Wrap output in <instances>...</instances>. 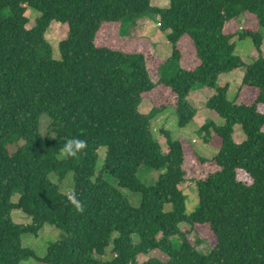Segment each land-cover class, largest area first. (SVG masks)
I'll list each match as a JSON object with an SVG mask.
<instances>
[{
  "label": "trees",
  "instance_id": "trees-1",
  "mask_svg": "<svg viewBox=\"0 0 264 264\" xmlns=\"http://www.w3.org/2000/svg\"><path fill=\"white\" fill-rule=\"evenodd\" d=\"M27 9L37 13L29 28ZM156 16L158 29L169 30L166 61L152 44L143 51V39L121 33L125 18ZM51 21L68 28L59 59L44 38ZM234 38H249L256 57L242 60ZM263 38L264 0H168L165 8L150 0H0V264L30 257L39 264H264ZM167 64L175 67L169 77L160 73ZM239 68L245 71L228 101V85L217 78ZM200 88L213 92L206 107L224 122L198 129L215 154L201 157L186 139L172 140L161 129L163 152L151 121L171 108L177 126L186 127L195 115L188 94ZM145 98L153 105L142 114ZM42 115L52 136L39 133ZM234 124L245 137L240 143L232 138ZM71 138L85 140L86 150L59 158ZM140 167L158 172L152 185L142 184ZM69 172L72 189L61 193L49 176L60 183ZM105 177L139 193L138 206ZM188 180L197 192L190 214L181 190ZM71 193L82 212L68 200ZM13 210L30 223H14ZM44 224L63 236L39 258L20 237ZM203 242L205 253L197 250ZM107 248L111 257L102 259Z\"/></svg>",
  "mask_w": 264,
  "mask_h": 264
},
{
  "label": "rangeland",
  "instance_id": "rangeland-1",
  "mask_svg": "<svg viewBox=\"0 0 264 264\" xmlns=\"http://www.w3.org/2000/svg\"><path fill=\"white\" fill-rule=\"evenodd\" d=\"M150 4L152 6L158 8H165L168 6V0H150ZM1 15L3 17L8 15V11L4 10ZM25 16L28 18V28L32 26V21L36 16L37 13L32 9H27L25 11ZM157 16L156 21L146 20L139 18H134L131 20L132 22L127 23L129 18H125L121 21L123 27L122 34L128 36L133 40H139L140 43L143 45V51L148 50L149 44H152V51L157 55V57L162 60L166 61L169 59L171 54L170 44L167 39V34L169 30L165 32H161L158 29L157 24ZM67 25L63 23H58L55 21H51L49 23L48 28L44 33L45 40L49 43L52 50V57L54 59H59V52L57 45L59 41L63 40L67 36ZM235 41V53L242 58L245 62H250L252 58L256 57V51L252 44V41L249 38L244 40L238 41L237 38H234ZM261 49L264 56V38L262 41ZM175 71L174 65L167 64L161 68L160 73L163 76L169 77L173 75ZM245 69L239 68L237 70L231 71L229 73L220 74L217 78L218 85H228V92H227V100L232 101L234 99L235 93L237 88L240 85L241 78L244 74ZM213 92L206 88L194 89L190 91L188 95L189 103L195 109V115L192 118L191 122L184 128H179L176 123V116L174 114L173 109L168 108L164 110L162 113L157 115L150 123V131L152 133L153 138L159 143L163 152L166 151V143L164 137L161 135L160 130L164 129L167 130L169 136L172 140L178 139H186L196 153L201 157L210 159L215 154V149L202 141V134L198 133V129L204 125L206 122H213L217 126H221L224 122L221 118H219L213 111L207 109L206 101L209 96H211ZM152 103L149 99L145 98L142 100L140 105L138 106V110L142 114H146L150 108L152 107ZM40 125H39V133L42 136L49 134L52 136L53 134L50 132L48 126V120L46 115H42L40 117ZM232 138L235 143H240L244 140V134L241 130L239 124L233 125V134ZM14 144L6 145V151L9 154L13 153L15 147ZM105 148L100 147L97 151L98 159L96 162L95 171L97 172L102 165L103 158H104ZM203 172L199 171L197 174L198 178L202 176ZM158 175V172L145 169L144 167H140L138 169V177L142 184L149 186L152 185ZM196 176V177H197ZM49 179L58 185L59 191L61 193H68L72 189V173L69 172L68 175L62 180L60 183L56 180L54 175H50ZM107 181H109L112 185L116 187V184L113 179L110 177H105ZM121 194L128 199L130 204L133 207H137L140 200L139 193L130 192L127 189L116 187ZM182 193L184 195V210L186 214H190L193 212L197 207V192L195 183L192 180L186 181L181 187ZM18 193H15L11 201H17ZM168 209V206H166ZM11 220L17 224H29L30 218L24 214L21 210H13L11 212ZM181 226V225H180ZM63 236V233L57 229L55 226L50 224H44L42 228L36 233H25L22 234L20 237L21 247L27 248L31 250L36 257H43L46 252L47 245L49 243L56 242L60 240ZM189 238L191 240L195 239L196 236L191 233ZM170 241L173 247H178L179 239L177 236L171 237ZM209 249L207 243L203 242L201 245L197 246V250L201 253H205ZM110 252L109 248L106 249L105 254L103 255L102 259H109ZM146 256L138 257V261L142 262L146 260ZM19 264H39V262L30 257L27 259H23L20 261Z\"/></svg>",
  "mask_w": 264,
  "mask_h": 264
},
{
  "label": "clouds",
  "instance_id": "clouds-1",
  "mask_svg": "<svg viewBox=\"0 0 264 264\" xmlns=\"http://www.w3.org/2000/svg\"><path fill=\"white\" fill-rule=\"evenodd\" d=\"M87 148V142L79 138L68 139L59 151V158L69 159L82 155ZM68 200L75 205L77 211H83V207L76 199L74 193L68 195Z\"/></svg>",
  "mask_w": 264,
  "mask_h": 264
},
{
  "label": "crops",
  "instance_id": "crops-1",
  "mask_svg": "<svg viewBox=\"0 0 264 264\" xmlns=\"http://www.w3.org/2000/svg\"><path fill=\"white\" fill-rule=\"evenodd\" d=\"M189 94H190V92H189ZM189 94H188V95H189Z\"/></svg>",
  "mask_w": 264,
  "mask_h": 264
}]
</instances>
